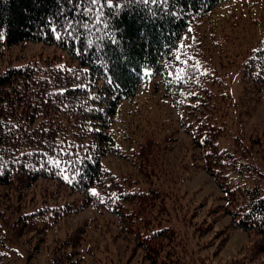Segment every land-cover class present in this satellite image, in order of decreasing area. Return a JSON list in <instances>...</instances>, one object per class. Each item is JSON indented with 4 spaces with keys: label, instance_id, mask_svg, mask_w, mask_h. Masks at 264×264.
<instances>
[{
    "label": "trees",
    "instance_id": "16d2710c",
    "mask_svg": "<svg viewBox=\"0 0 264 264\" xmlns=\"http://www.w3.org/2000/svg\"><path fill=\"white\" fill-rule=\"evenodd\" d=\"M224 1L0 0V46L52 44L77 63L10 67L0 73V188L7 192V207L39 179L82 195L80 203L52 205L43 200L28 211L0 209V264H5L8 240L44 234L52 222L81 208L107 212L126 224L122 230L129 231L132 242L146 253L144 259L156 264L155 245L168 242L174 229L144 223L176 208L161 207L166 196L161 198L154 187L136 190L127 187L126 180L125 187L102 164L109 157L120 158L108 129L121 102L155 78L172 98L180 120L191 116L181 124L200 151L202 167L223 194L224 205L213 213L221 208L230 219L227 230L255 236L235 264H264V173L248 151H240V137L227 128V94L212 90L223 83L201 74L198 67L206 59L204 52L182 44L191 26ZM255 45L247 68L252 69V82L263 85L264 42ZM181 69L184 76L177 79ZM188 100L195 102L193 109ZM228 136L230 152L219 141ZM147 161L141 164L146 167ZM78 232L83 231L57 243L45 264H82ZM166 252H172L169 246Z\"/></svg>",
    "mask_w": 264,
    "mask_h": 264
},
{
    "label": "rangeland",
    "instance_id": "374dc122",
    "mask_svg": "<svg viewBox=\"0 0 264 264\" xmlns=\"http://www.w3.org/2000/svg\"><path fill=\"white\" fill-rule=\"evenodd\" d=\"M263 16L264 0H226L193 24L182 39L185 47L195 46L204 52L206 59L198 65L201 74L206 73L223 83L220 89L214 87L212 90L216 95L227 94L225 98L230 106L227 128L240 137V151L242 147L243 152L248 151L251 162L262 173L264 84L252 82V69L247 68V62L255 44L264 42V24H260ZM47 63L49 66L77 64L52 44L26 42L0 46V73L10 67L47 68ZM255 72L257 70L254 75ZM188 103L193 109L195 102L188 100ZM175 109L172 98L165 96L157 78L142 84L133 98L121 102L108 129L119 146L120 158L109 157L102 164L119 181H124L125 187V180L127 187L136 190L154 187L160 190L161 198L166 196L161 207L176 208L158 213L144 223V227L150 224L156 229L155 225L161 228L169 225L174 229L170 231L168 242L155 245L152 254L156 253V264H235L245 255L255 236L234 228L227 230L230 219L221 208L213 213L216 207L224 205L223 194L205 172L198 160L200 151L191 144L181 124L191 116L181 112L180 120ZM182 109L190 108L183 106ZM229 139L228 136L219 140L226 152L233 151ZM142 159L148 160L146 167L141 164ZM6 193L5 188H0V209L6 213L12 207L21 211L34 209L43 200L53 205L65 201L80 203L82 199L81 194L43 179L35 181L21 199H13L16 204L9 208L4 198ZM125 225L107 212L81 208L52 222L44 234L8 240L3 261L5 264H45L57 243L82 229L83 232L77 233L81 237L78 251L83 257L82 264H94L93 261L98 264H151L144 259L146 253L132 242L129 231L122 230ZM220 230L223 232L217 234ZM205 231L208 233L202 235ZM168 246L171 253L166 252Z\"/></svg>",
    "mask_w": 264,
    "mask_h": 264
},
{
    "label": "snow or ice",
    "instance_id": "6c2138e0",
    "mask_svg": "<svg viewBox=\"0 0 264 264\" xmlns=\"http://www.w3.org/2000/svg\"><path fill=\"white\" fill-rule=\"evenodd\" d=\"M93 4H95L96 0H92ZM145 2H147V0H145ZM145 75H148V73L146 72ZM184 76V69H181L180 72L177 74V79H182ZM92 195H96L95 192L92 193Z\"/></svg>",
    "mask_w": 264,
    "mask_h": 264
}]
</instances>
